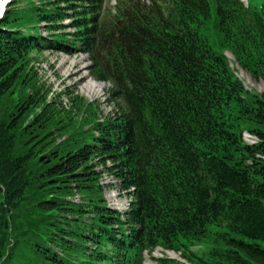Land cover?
I'll use <instances>...</instances> for the list:
<instances>
[{"label":"trees","instance_id":"1","mask_svg":"<svg viewBox=\"0 0 264 264\" xmlns=\"http://www.w3.org/2000/svg\"><path fill=\"white\" fill-rule=\"evenodd\" d=\"M40 1L0 16V264H142L157 247L264 264V92L227 56L264 81V0ZM45 49L88 52L120 112L48 102L31 66ZM106 160L136 189L124 219Z\"/></svg>","mask_w":264,"mask_h":264},{"label":"rangeland","instance_id":"2","mask_svg":"<svg viewBox=\"0 0 264 264\" xmlns=\"http://www.w3.org/2000/svg\"><path fill=\"white\" fill-rule=\"evenodd\" d=\"M15 1L16 0H10V2L6 5V7H9ZM115 2L116 0H106L104 9L105 10L111 9L114 12ZM74 59H68L66 55H60V57H58V55H51L48 57V61L38 62L35 64V67L41 79L46 80L48 81V83L53 85V91H61L66 86L68 87L76 86V88L80 92L85 93L87 90L88 91L91 90L92 93H96L97 96L100 95L102 99H105V95L103 93L101 94L100 86L94 85L95 83L89 80L90 79L89 72L86 74L83 72V70H80V68H78V65H76V62L73 61ZM239 76L243 79L247 88L254 89L258 92H264V81L263 80H256L255 78L251 76L250 73H248L245 70L243 71L242 69H240L239 71ZM104 91H105V88H104ZM51 96H52V93H50V97ZM107 174L108 173L105 172V176L102 182L104 183V186H106L105 195L108 201L111 203H116V204L117 203L125 204L126 201L128 202L130 200V197L126 196L124 193L123 195L119 196L118 195L119 190L117 191L115 187H111V189H108L107 191V187L109 186L110 181L115 182L113 179H109L110 176H108ZM112 185H114V183ZM75 200L78 201V196H76ZM154 255L156 258H163L164 263H162L161 261L157 262L155 259H152L151 256L146 258L144 263L146 264H167V261L174 260L176 261V264H186L185 262L182 263L181 259L183 257L179 253L170 254L167 252L160 251V252H156Z\"/></svg>","mask_w":264,"mask_h":264},{"label":"bare ground","instance_id":"3","mask_svg":"<svg viewBox=\"0 0 264 264\" xmlns=\"http://www.w3.org/2000/svg\"><path fill=\"white\" fill-rule=\"evenodd\" d=\"M63 55V54H62ZM68 59H73V58H71V57H69V56H66ZM88 64V63H87ZM95 84L94 85H96V86H100V89H101V94L103 93L104 95H105V91H104V88H105V86H103L102 85V83L101 82H95V81H93ZM94 88V87H93ZM55 92H57V91H55ZM76 93H77V91H76ZM87 95H89V94H87ZM90 96V95H89ZM98 96H100V95H98ZM106 97V96H105ZM112 165V163L110 162V161H107V164H106V167L105 166H98V170L100 171V175H101V178H100V184H101V186L103 187V189H104V192H105V190H106V186H104V183L102 182V180L104 179V176H105V172H107L108 174V176H110V178L109 179H113L115 182H112V181H110V184H109V186L107 187V191H108V189H111V187H115L116 189H117V191L119 190V193H118V195L120 196V195H123V193L126 195V196H129L130 197V200L127 202L126 201V203L124 204V203H111V202H109L108 201V203H109V205L110 206H112V207H114V208H116V209H118L120 212H122V213H124L126 210H128L129 209V207H130V204H131V202H132V200H133V196L131 195V194H129V192L130 191H134L135 190V188L134 187H131V189L130 190H122L121 189V186H120V179L115 175V174H111L110 172H109V170H108V167H110ZM102 167V168H101ZM100 168V169H99ZM105 171V172H104ZM108 179V180H109ZM108 180H107V182H108ZM106 182V183H107ZM114 183V185H112ZM112 185V186H111ZM78 200H79V198H78ZM108 200V199H107Z\"/></svg>","mask_w":264,"mask_h":264}]
</instances>
